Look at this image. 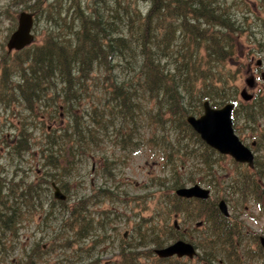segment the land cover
<instances>
[{
  "label": "trees",
  "instance_id": "16d2710c",
  "mask_svg": "<svg viewBox=\"0 0 264 264\" xmlns=\"http://www.w3.org/2000/svg\"><path fill=\"white\" fill-rule=\"evenodd\" d=\"M5 1L6 12L13 9L16 13L14 8H19V13H31L35 21L46 2ZM72 2L73 6L67 7L66 17L62 20L65 32L60 34L56 32L58 29L53 30L59 23L55 21L42 44L30 45L34 49L21 57L20 61L24 60L27 67H21L19 80H12L13 72L3 64L6 58L0 62L3 70L0 73V103L6 106L22 101L24 105L17 104L26 113L22 120L36 113V106L32 105L38 102H51L52 110L46 112L44 118L56 121L61 108L69 118L65 128L58 130L59 133L47 132L43 144L37 146L38 162L46 169L45 178L39 184L9 182L6 195L0 193V255L6 251L7 235L13 240L18 238L24 217L44 209L41 213L45 216V226H48L47 219L58 206L60 230L55 233V243L44 254L57 249L72 252V257L64 260L67 264H224L225 259L231 264L255 261H259L256 264H264L262 248L257 247L251 252L249 248L235 245L249 235L237 221L236 211L227 218L220 214L217 207L220 199L229 205L235 203L237 208L238 198H253L264 212V194L259 184L264 180L262 163L255 162L254 168L249 169L232 161L236 168L244 170L218 181L221 185H215V188L222 193L220 198L213 199L211 196L201 201L172 194L169 205L160 204L162 207L157 213L153 212L151 217L141 218L135 223L130 235L132 242L122 239L119 247L114 249L116 253L113 254L114 250L110 252L111 259L108 261L102 260L107 237L98 233L106 230L102 220L104 212L95 218L88 210L89 206L113 196L112 188L106 181L112 178V163L107 162L103 139L108 127H117L116 134L123 127L126 130L120 135L121 143L110 139L113 146L127 152L137 149L139 146L133 140V130L129 127L139 119L142 104L152 101L155 113L147 112L151 123L160 125L169 122L176 133L175 140H169V157L175 159L181 152L183 156L194 157L196 166L201 164L197 168L192 165L195 171L190 170L186 181H179L175 186L195 184L194 175L204 174L209 177L210 183L215 181L213 170L216 163L211 158L214 151L200 140L185 119L188 115L199 114L204 101L217 108L237 100L230 87H225L234 72H228L226 79H222L221 69L231 64L238 40L243 35L251 40L253 33L248 25L245 26L246 19H238L233 13L235 9L251 13L254 7L259 9L262 6H253L251 0ZM70 9L73 11L72 20L66 25ZM45 22L49 21L46 19ZM15 28L12 23L10 32ZM253 43L262 47L258 41ZM29 47L22 51H28ZM96 68L104 69L103 77L98 78L100 75L96 74ZM48 94L51 96L46 99ZM86 97L94 101L88 107L81 105ZM240 107L245 123L251 124L254 129H250L255 132L261 125L260 120H264V94L258 91L252 102ZM16 108L12 113L21 115L22 112L16 111ZM257 133L259 145H264V127ZM192 137L204 147L200 156L186 146L180 148L185 140L192 143ZM31 140L27 129L25 132L23 128L18 129L14 140L18 143L15 153H31L33 145L28 143ZM126 143H132V148L124 145ZM162 150L163 156L166 155L167 148L162 147ZM93 154L106 159L104 181H97L102 184L101 187L92 188L87 197L77 200L79 184L73 181L74 175L77 176V171L85 165L84 161L91 159ZM52 183L66 195V200L52 199L45 207L40 194L49 195ZM40 186L44 188L40 189ZM72 202L75 203L70 207ZM172 215H182L185 225H190L188 242L192 234L199 230L191 228L193 223L194 226L200 223L206 228L196 236L203 237L201 254H197L196 262L188 259L162 260L154 255L155 248L182 239L174 230L173 223L168 224ZM50 220L54 221L53 218ZM259 234L253 233V236ZM77 251L80 257L73 259Z\"/></svg>",
  "mask_w": 264,
  "mask_h": 264
},
{
  "label": "rangeland",
  "instance_id": "374dc122",
  "mask_svg": "<svg viewBox=\"0 0 264 264\" xmlns=\"http://www.w3.org/2000/svg\"><path fill=\"white\" fill-rule=\"evenodd\" d=\"M83 1L89 2L90 0ZM251 1L253 6L262 7L259 9L254 7L251 13H242V11L238 9H235L233 13L238 19H246L245 26L248 25L253 33L251 40L246 35H243L238 40L234 48V58L231 64L224 65V68L221 69V75L222 79H226L228 72H234L232 79L226 82L225 85L226 88L227 86L230 87L231 93L235 94L234 96L237 99L235 102L236 108L234 109L236 112H232V127L241 142L252 150L251 141L254 140V137L257 138V130H261L262 126L264 127V120H260L261 125H258L257 130L251 133L250 127H253L251 124L245 123L244 115L240 107V105L246 102L240 99L239 93L242 89H246L248 93H251L245 84L246 79L250 77L247 70L251 61V55H254V60L258 58L264 59V0ZM68 6H73L72 0H46L43 6V12L38 15L33 24L32 31H34L35 35V40L33 42L34 46H40L42 44L44 36L47 32L51 31L52 25H55V21L59 23L53 30L55 31V29H58L56 32L60 34L65 32V28L62 27V20L66 17L65 10ZM6 8V1L0 0V62L2 59L6 58L3 64L9 71L13 72L12 80L15 82V79L19 80L21 75V67H27L25 62H23L24 60L20 61L21 57L31 52L34 47H29L28 51L11 52L7 54L6 43L9 35L12 33L10 32L11 24L13 23L16 27L17 15L20 9L14 8L16 10L15 13L13 9L6 12ZM72 13L73 11L70 9L68 17L66 18V25L71 23ZM13 19H15L14 22ZM44 19H47L50 23L45 22ZM252 41L260 42L262 47L257 46ZM1 68L2 67H0V73L3 71ZM262 69L264 71V64L262 65ZM103 71V68H96V74L100 75L98 78L104 76V74H102ZM255 81L257 87L253 92L257 93L259 91L261 95L264 94L263 82L260 81L258 76L255 77ZM89 85L91 86V83H89ZM87 93L89 94L90 91H87ZM50 96L51 95L48 94L46 99ZM98 97L100 98L101 95H98ZM3 99L6 100L5 98ZM6 102L8 103V101ZM57 102H60V100H57ZM92 102L86 97L82 99L81 105L88 107ZM11 103H8L6 106L0 103V193L3 196L6 195L9 182L20 183L22 181V185H27V183L39 184L42 178H45L46 169L41 167V164L38 162L39 156L36 154L37 146L40 143L43 144L47 132L55 131L59 133L58 130L65 128L69 120L62 108L58 111V114L61 116H59L56 121L44 118L43 115L52 110L50 107L51 102H45V104L38 102L33 104L32 106H36V113L30 115L28 119L22 120L23 115L26 113L22 112L20 108L17 107V104L24 105V103L22 101L14 105ZM222 106L223 105H220L217 108ZM15 108L16 111L22 112L21 115L16 116L12 113V110ZM141 108V112H138L139 119H137L134 126L130 124L129 127V129L133 130V133H131L133 134V140L139 146L137 149L127 152L126 150H119L118 147L111 144L110 139L116 142L119 140L121 143L120 135L126 132L125 127H123L118 134H116L117 131L115 130L117 127H114V129L108 127L103 138L107 162L112 163V178L106 181L108 182V186L112 188L111 191H113V196L110 197V199H104L93 206H89L88 210L92 212L95 218H97L102 211L104 212L102 214V220L106 230H104L105 232H103V230L98 231V233L101 236L103 235V237H107L105 240L106 251L102 256V260L105 261L111 259L110 252L119 247L120 243H122V239H125L127 242H132L130 235L132 230L135 229V223L139 219H146L151 217L153 212L157 213L162 207L160 204L169 205V198L174 194V190L177 188L175 184L177 185L179 181L182 182L183 180L185 182L189 177V171H195L192 165L196 168L201 167V164L198 163L196 166L194 157L183 156L181 152L175 159L169 157V140H175V130L169 125V122L160 125L151 123L147 112L152 111L155 113L156 107L153 101L151 103L142 104ZM202 112L203 110L201 108L200 113L193 116L199 117L202 115ZM22 128L24 132L27 129V133H31L32 140L28 143L33 146L31 153L24 152L22 155H17L15 151L18 143L14 142V140L17 130ZM191 141L193 142L183 141L180 148L186 146L188 149H193L195 155L200 156V154H203L204 147L193 137ZM124 145L132 148V143H126ZM162 147L167 148V154L164 156L162 154L164 153ZM254 155L256 163H262V169L264 170V145H259V147L255 149ZM211 158L216 163L215 170H213L216 175L215 181L210 183L209 177L202 174L194 175V182L195 184L209 189L212 193V198L217 199L222 195V193H218V189L215 188V185H221L218 181L222 178H228V176L231 177L235 175L236 171H243L244 168H236L230 157L220 155L216 151L211 154ZM105 162V158H99V156L96 155L88 161H84L85 165L77 171V176L74 175L73 178V181L79 184L77 188V190H79L77 200H83L87 197L92 191V188L96 190L102 186V184L97 181H101V183L104 181L103 169ZM81 176L84 179L80 178ZM234 177L239 178L238 176ZM259 184L264 194V180L260 181ZM190 185H193V183H187L185 186ZM222 186L226 185L222 184ZM35 188H37V185ZM42 188H44V186H40V189ZM147 194L149 196H147ZM40 197L45 203L44 206L53 199L52 192H50L49 195L40 194ZM235 201L236 198H234V202ZM74 203L75 202L70 203L69 206L71 207ZM228 206L230 213L236 211L235 216L237 221L242 224L246 233L264 234V212L259 209V206L253 198H246V200H240L238 198L237 208L235 203ZM57 207L54 209L53 214L47 219L48 226H45V216L41 213L44 209L41 211H34V214L30 217H24L20 229L18 230V238L13 240L14 238L10 239L11 236L7 235L9 240L6 239V251L0 255V264H67L64 260L72 257V252H64L63 250L57 249L55 252L48 253L47 251L48 254H44V251L51 248V245L55 243V233H58V230H60L57 219L61 218V214L57 211ZM52 218L54 220L53 222L50 220ZM174 218L177 219V223L182 230H188V234L185 237H179L187 241V238H189L190 225H185L182 215H172L168 224L172 225ZM191 228L194 229V223ZM198 229L199 233H193L189 243L196 246L197 254L200 255L203 246L201 238L203 237L200 236L197 238L196 236L204 232L206 228L201 226V228ZM124 233H126L125 237H123ZM245 238L248 242L251 240L248 235ZM37 246H39L38 249H36ZM249 247L251 248V252L256 249L254 244L253 247L252 245ZM115 250L113 254L116 253ZM78 257H80V253L77 251L73 259ZM181 261H185V259ZM196 261L197 258L193 260V262ZM258 262L259 261L246 262V264H256ZM167 264H169V262ZM224 264L231 263H228L225 259Z\"/></svg>",
  "mask_w": 264,
  "mask_h": 264
},
{
  "label": "water",
  "instance_id": "95a60500",
  "mask_svg": "<svg viewBox=\"0 0 264 264\" xmlns=\"http://www.w3.org/2000/svg\"><path fill=\"white\" fill-rule=\"evenodd\" d=\"M32 27L33 15L27 12H20L17 15V27L9 36L6 43L8 53L13 50L21 51L33 43ZM261 80L264 82V73L261 74ZM245 84L248 89H252L255 81L252 77H249L246 79ZM239 96L244 102L252 99V95L246 89H242ZM202 106L203 114L198 118L188 116L186 118L187 124L208 147L221 155L230 156L236 163L246 164L249 168H253V153L241 143L233 131L231 113L234 105L229 103L221 108L214 109L208 101H204ZM52 188L55 200L64 201L66 199V196L61 193L55 184H52ZM175 194L185 199L207 200L210 197L209 189L203 188L200 185L179 188L175 191ZM217 207L224 217L229 216L228 207L224 200H220ZM174 224L176 225V222ZM199 225L200 223L197 224V226ZM259 241L261 247L264 249V238L260 237ZM154 253L159 258L177 256L178 258L187 257L192 259L196 255L193 245L181 240L163 248H157L154 250Z\"/></svg>",
  "mask_w": 264,
  "mask_h": 264
},
{
  "label": "flooded vegetation",
  "instance_id": "af4514ba",
  "mask_svg": "<svg viewBox=\"0 0 264 264\" xmlns=\"http://www.w3.org/2000/svg\"><path fill=\"white\" fill-rule=\"evenodd\" d=\"M32 33L34 35V31H32ZM254 58H255L254 55H251V61H250L249 65H248V70L247 71H248V73L250 74V76L255 81V77L256 76H258L260 78L261 74L264 73V71L262 69V65L264 64V59H259L258 58L256 60H254ZM256 87H257V84H256V81H255L254 87L252 89H250V91H251L250 94L252 95V99H251L250 102H252V100L255 98L256 92H253V90H255ZM250 131H251V133H253L252 130H250ZM257 147H259V143L257 141V138L254 137V140L251 141V148H252V150L248 147L251 150V152L253 153V161H254V163L256 162L255 155H254V151H255V149H257ZM174 230L175 231H178L179 232V235L181 237H185L188 234V230H182V228L180 227V225H177V224L176 225L174 224ZM248 236H249V239H251V240H249V242L246 240V238H244V240L240 241V243H235V245L237 244L238 246H242V247H246V248L251 249L249 246L252 245V247H253V244H254L256 246V248L257 247L258 248L259 247L261 248V244H260L259 238L260 237H263L264 238V234H259V235H254L253 236V234L250 233ZM253 239H255V240H253ZM177 240H183V239H177ZM194 248H195V246H194ZM173 258H175V257H173ZM184 259H186V258H184ZM193 260H195V259H193Z\"/></svg>",
  "mask_w": 264,
  "mask_h": 264
}]
</instances>
